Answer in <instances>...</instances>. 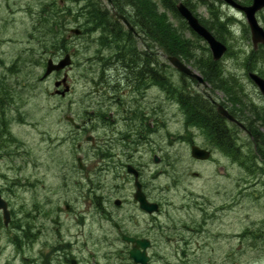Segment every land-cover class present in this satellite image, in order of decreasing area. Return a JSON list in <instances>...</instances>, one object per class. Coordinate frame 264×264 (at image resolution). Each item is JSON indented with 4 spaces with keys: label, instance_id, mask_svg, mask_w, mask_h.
Segmentation results:
<instances>
[{
    "label": "flooded vegetation",
    "instance_id": "1",
    "mask_svg": "<svg viewBox=\"0 0 264 264\" xmlns=\"http://www.w3.org/2000/svg\"><path fill=\"white\" fill-rule=\"evenodd\" d=\"M243 1L251 5L253 0ZM11 2L0 0V9L27 10L38 41H29L21 54L24 59L6 66L0 79V197L10 212L6 226L0 210V250L1 232L8 230L20 264H106L108 257L109 264H144L131 257L132 252L143 254L145 264H202V239L211 238L204 228L215 217L191 204L188 186L179 198L178 216L172 214L170 197L180 179L201 177L195 165L222 157L234 166L231 154L218 148L223 147L219 141L238 139L241 131L248 135L245 122L212 96L208 82L203 85L172 65L170 57L187 62L169 54L168 42L155 54V41L139 35V41H71L82 31L75 35L70 25L67 41H41V25L50 16L58 17L54 2L24 1L22 9L10 7ZM111 14L125 26L118 13ZM85 22L77 28L82 30ZM67 57V66L46 75L50 62L57 65ZM31 77L36 90L44 89L50 100L44 112L50 125L37 133L32 146L23 142L15 148L10 145L12 133H1L6 124L21 118L23 93L34 92ZM219 105L245 128L222 116ZM218 116L226 133L213 141L199 124H215ZM194 147L208 151L209 157L195 158ZM185 163L193 169L177 173ZM163 177L167 181L160 183ZM15 189L22 197H32L35 207L29 213L23 210L18 230L11 228ZM184 205L192 208L186 215L181 214ZM45 233L47 239L41 241ZM232 257L226 255L222 264H234Z\"/></svg>",
    "mask_w": 264,
    "mask_h": 264
},
{
    "label": "rangeland",
    "instance_id": "2",
    "mask_svg": "<svg viewBox=\"0 0 264 264\" xmlns=\"http://www.w3.org/2000/svg\"><path fill=\"white\" fill-rule=\"evenodd\" d=\"M24 1L29 3V0H12L10 7L22 9L24 6ZM40 1L44 2L45 0ZM52 1L54 2V11L58 12V9H62L59 12L64 11V13L61 14L63 26L60 30L64 37H66L67 34H70V32H65L66 28H68V25H70V28H77L79 24H82L86 21L83 17L84 15H80L78 11H80L82 6H85L87 0ZM98 1L101 3L103 8L111 11L109 6L110 0ZM183 1L184 0H181L180 2ZM236 1L242 3L244 2L243 0ZM31 2L32 0H30V4ZM207 2L211 4L213 13L201 2H198L197 0H190V3L194 9V14L202 22L208 25H212V19L214 18V15H217L221 23L225 22L229 27H231L233 31L234 39L231 38L229 40V36L226 34V40L235 41V46L229 44L231 46V52L230 54H226L220 61L222 67L226 68V72L236 74L237 80L242 85L240 87V96L246 105L250 106L253 104L259 108L264 107V97L261 95L256 85L248 77L249 72L258 73L257 70H261L264 73V58L259 63L260 66H256L257 70L248 71L246 69L245 53L247 55V53L253 49L254 45L251 40L250 28H248L244 14L230 8L228 5L221 3L218 0H207ZM37 7L38 8H36L35 11L38 13L40 5ZM6 8L7 9L2 7V9H0V79L4 74L7 73L6 66L11 65L17 59H24V57H21V54L24 53L25 47L29 46V41H38V37H35L34 35L35 32L37 35L38 30L35 31L34 25L29 23L30 18L27 14V10L24 12V14L27 16L26 17L22 12H11L7 6ZM78 16H80V18H78ZM110 18L114 19V16L110 14ZM257 19L260 25L264 28V10L258 12ZM178 20L179 19H170V21L175 24V27H179L180 25ZM32 21L34 23L33 18ZM82 30L83 32L86 31V33L79 37L72 35L71 41H95L97 39V34L91 33L89 30ZM213 34L215 35L214 32ZM185 36L187 38L193 39V42L199 43L201 45L199 48H208L207 44H205L202 40L199 42V40L195 39L189 30L185 31ZM45 40H49V37L43 30L41 41ZM147 41H150V39ZM221 42L224 43L223 41ZM224 44H226L227 47L229 46L228 43ZM154 49L156 48L154 47ZM187 65L191 66L197 74L199 73L193 67L192 63H187ZM29 81L31 87L30 90L34 92L28 93L27 89V95L23 93V106L25 109L20 115L21 118L16 117L14 121L11 123L9 122V125L6 124L7 129L1 133L2 135L5 133L8 136H10L12 133V136H10L12 139L10 145L14 146L15 148L19 147L23 142L32 146L34 140L36 139L37 133L42 134L43 130L50 125L49 118H45L44 114V112H46L49 108L50 100L48 99L44 89L41 91L40 89L36 90V86L34 85L35 80L33 77H31ZM212 96L216 98L218 102L225 104L228 107L233 108L234 106L236 108V104L230 102L228 96L225 95L224 92L217 89L212 91ZM237 107L239 108L238 110H242L240 106ZM59 127H61L60 123ZM248 140V135L241 131L240 136L238 137V144L243 146V143H247ZM244 149L246 148L244 147ZM59 155L63 156V152H59ZM61 159L63 158H60V160ZM13 163L16 168H14L12 171H14L16 174L19 160L15 159ZM185 164L186 165H180V170H177V173L182 174L183 171L186 170L185 168H187L186 174H188L193 169L188 165V163ZM260 165L264 167V163H260ZM221 166L227 170L228 174H223L224 170L221 168ZM47 171L48 169L46 166L43 168L44 177ZM194 171L200 173L201 177L199 179H194L190 176L188 180L180 179L179 181L182 183L185 182V184L182 185V183H178V188L174 189L173 193L171 194L172 197L170 198H172L171 204L175 205L173 207L172 214L174 216H178L179 214L176 209L180 207L178 206L180 203L179 198L182 197L184 186H188V189L190 190L188 192L191 193L188 197V200H191V204L194 206L195 202L196 205H201L203 207L202 212H207L208 214H212L215 217V220L210 222V227L204 228L209 229L211 234L209 235L212 239H202V264H222L223 258L228 254H232V256L234 254V257H232L234 258V264H264V239L259 240L261 244L259 248H254L253 244L255 243L252 244V242H248L249 239H247V237H249V233L247 231L250 229L251 232L253 230L257 231L259 229H264V177L260 179H252V176L246 173L245 168L240 166L239 163L234 162L233 166L230 161L222 157H219L218 162L217 160L213 159V161L204 163L200 166L195 165ZM62 174L63 173L61 171L59 173L60 178H62ZM11 176L13 177V175ZM62 180L60 179L59 181ZM164 181H167L166 177L160 178L159 180L160 183ZM48 186L49 183L46 185V187ZM59 187H61V184ZM14 191L16 193L11 207L16 216L11 228L18 230L19 223L21 222V218L19 217H22L23 210L29 213L34 210L35 207L31 202V200L34 202L32 197H30V200L29 196L22 197L24 194L22 195L18 189H15ZM183 207L184 211L181 214L186 215V213H190L192 210L191 206L184 205ZM44 223L47 224V221H44ZM49 229L50 228L47 230ZM1 234L2 239L0 264H20V259L17 256L18 250L11 242L13 239V232L2 230ZM40 239L41 241H45V239H47L46 233L44 237ZM214 239L215 241H213ZM211 240L213 243L210 242ZM164 253L165 252H162V254H156V259H159L161 255L164 256ZM214 253L215 257L213 258ZM116 259L118 263L122 262V259ZM105 263H111V257L106 258Z\"/></svg>",
    "mask_w": 264,
    "mask_h": 264
},
{
    "label": "trees",
    "instance_id": "3",
    "mask_svg": "<svg viewBox=\"0 0 264 264\" xmlns=\"http://www.w3.org/2000/svg\"><path fill=\"white\" fill-rule=\"evenodd\" d=\"M180 1L181 0H110V9L120 15H124L136 28L137 35L127 30L125 26L115 19L110 18L111 11L103 8L98 0H87L85 6H82L78 12L80 15H84L83 17L88 21L83 24L84 26L82 29L97 34V39L95 41H139L136 40V37L139 35L141 38L143 37L146 39L145 41L148 39H150V41H155V54H158L159 51L162 52V50L166 48L165 44L168 42L170 47V50H168L169 54L182 57L187 63L192 62L194 68L198 70L204 80L208 82L212 91L218 89L224 92L225 95L228 96L230 102L236 104V108L233 106L234 115L237 119L245 122V126L249 133V140L247 143H243V146L238 144L237 138H234V140H222L220 136L223 132L224 134L226 133V128L219 116L217 117L218 122L215 124H213L212 121L204 120L199 124L203 134L213 141L221 139L222 141L219 142L223 143V147L219 146L218 148H222L230 153L233 161L244 167L246 173L252 176V179H260L264 177V167L260 165V163H264V107L259 108L253 104L250 106L246 105L240 96V87L242 85L237 80L236 74L226 72V68L222 67L221 62H215L213 60L208 48H199V46H201L199 43L193 42V39L185 36V31H190V29L186 22L180 18L176 10V5ZM197 1L204 4L206 8L212 12V6L207 0ZM183 2L194 13L190 0H184ZM61 10L62 9H58V17L56 19L50 16L49 20L45 22L43 17H41L45 22L41 25V32L44 30L49 37V40L45 41H67L60 32L63 26L61 14L64 13V11L59 12ZM170 19H179V27H175V24L172 23ZM52 20L56 21V24ZM212 21V25L201 22L209 30L214 32L219 40L228 43V45L232 44V46H235V41L226 40V34L229 36V40L231 38L234 39L231 27L225 22L221 23L217 15H214ZM84 33H86V31L83 32L82 30L81 36ZM191 35L201 42V39L195 33L191 32ZM230 52L231 46L229 45L227 54H230ZM263 58L264 49L261 46H259L257 50L253 48L247 55L245 53L246 69L248 71L257 70L256 66H260L259 63ZM257 72L264 77V73L261 70H257ZM237 106H240L242 110H238L239 108ZM234 133L237 135V132ZM244 147L246 149H244ZM203 214L208 213L203 212ZM247 232L249 233V237H247V239H249L248 242H252V244L255 243L253 247L259 248L261 246L259 240L264 239V229H259L257 231L253 230L252 232L250 229ZM214 257L215 253L213 258Z\"/></svg>",
    "mask_w": 264,
    "mask_h": 264
},
{
    "label": "water",
    "instance_id": "4",
    "mask_svg": "<svg viewBox=\"0 0 264 264\" xmlns=\"http://www.w3.org/2000/svg\"><path fill=\"white\" fill-rule=\"evenodd\" d=\"M232 6L242 10L245 13L248 25L251 30L252 35V42L254 44V47H257L259 44H261L264 47V28L260 25L256 14L264 8V0H253V4L251 6L243 7L238 5L234 0H225ZM177 11L179 12L180 16L187 22L188 26L191 28L192 31H194L199 37H201L204 41L207 42L209 45V48L211 50L213 59L215 61H219L222 59V57L227 52V46L219 41L206 27H204L199 19L192 13V11L184 4L179 3L177 5ZM121 19L124 20L127 27L130 30H134L131 25L128 23V21L123 17L119 16ZM75 34H80L79 29H74ZM170 61L174 67H176L178 70L183 72L189 77L197 79L199 82H203L204 85H206V82L203 81L202 77L197 74L194 70H192L190 67L186 66L182 61L177 59L176 57H170ZM69 58L62 60L59 64L55 65L52 62L49 63L46 75L50 74L54 69L60 70L67 66L69 64ZM250 79L253 81V83L257 86L258 90L260 91L261 95L264 97V78H262L257 73H250L249 74ZM218 112L229 119L230 121H234L243 128H245L241 123H239L232 115L228 113V111L222 106L219 105ZM193 156L198 159H207L209 157V152L203 149H200L198 147L193 148ZM0 210L3 211L4 215V225H8L10 222V212L7 207V203L0 197ZM131 257L135 258L136 261H140L142 263H146V258L142 254H138L136 252L131 253Z\"/></svg>",
    "mask_w": 264,
    "mask_h": 264
}]
</instances>
